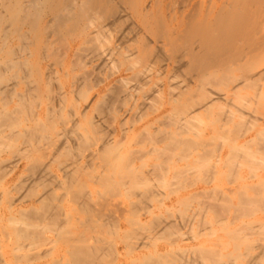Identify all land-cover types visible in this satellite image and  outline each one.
I'll return each instance as SVG.
<instances>
[{"label": "rangeland", "instance_id": "obj_1", "mask_svg": "<svg viewBox=\"0 0 264 264\" xmlns=\"http://www.w3.org/2000/svg\"><path fill=\"white\" fill-rule=\"evenodd\" d=\"M180 1L176 7L167 4L157 9L168 23L172 22L169 15L174 14H178L179 23L183 8ZM126 27L129 21L123 28ZM136 32L127 29L126 40H130L118 50L122 64H117L120 69H129L123 88H134L133 97L113 105L110 95L115 87L113 83L105 86L103 80L111 78L117 69L111 64H88L76 68L73 77L77 80L70 78L68 96L62 98L60 94L50 115L47 90L56 94L59 84L54 81L47 87L39 80L34 83L36 92L25 100L14 125L0 132L1 138L10 129L42 127L37 131L38 141L13 139L0 145V206L5 211L0 219V254L12 264L35 262L37 252L22 253L17 250L19 244L40 252L48 243L31 246L16 238L17 226L10 223L12 213L7 207L28 206L45 190H52L58 196L54 203L61 204L65 211L60 217L64 223L60 230L70 237L68 246L73 240L71 243L80 248L103 247L98 257L100 264H146L150 256L155 260L157 252L163 257L153 264H264V82L234 92L230 90L231 82L193 78L192 89L202 85L204 90L224 94L229 102L214 105L210 116L187 122L185 129L180 119L185 117L186 110L195 107L182 104L201 100L202 93L189 96L178 89L179 94L173 99L179 103L170 100L171 93L177 94V86L186 85L182 80L189 75L184 66L177 70L169 57H163V61L161 57L157 65L158 68L167 64V72L154 73L148 84L139 85L135 77L141 74L144 63L137 62L133 55L123 57L126 49L135 54L139 38V34L134 35ZM84 59L89 61L88 56ZM239 69L232 64L228 76H240ZM13 75L6 73L9 80H1L2 84L15 83ZM230 80L233 82L234 78ZM247 97H255L253 104L246 103ZM2 100L0 111L15 107L12 102L4 105ZM162 105L167 118L164 113L153 111L161 110ZM37 109L43 114L40 123L32 116ZM107 140L112 148L102 145ZM30 165L40 169L34 171ZM257 184V189L252 188ZM84 196L90 199V212L81 209ZM242 198L244 203L240 202ZM240 203L246 205L245 210L242 206L239 210ZM186 208L193 210L187 212ZM193 212L196 215L190 223ZM15 216L19 219L17 213ZM118 223L122 230H118ZM44 232L51 236V231ZM96 238L98 242L92 241ZM202 248L208 249L209 254L214 252L208 256L202 250L199 252ZM18 253H22L21 257L16 256Z\"/></svg>", "mask_w": 264, "mask_h": 264}, {"label": "bare ground", "instance_id": "obj_2", "mask_svg": "<svg viewBox=\"0 0 264 264\" xmlns=\"http://www.w3.org/2000/svg\"><path fill=\"white\" fill-rule=\"evenodd\" d=\"M167 4L168 7H176L178 0H0V77H2L0 79V98L3 99L1 102H5L4 105L12 102L15 106L12 109L2 108L0 111V132L3 131V128L14 125L17 116L24 108L25 100L33 97V92H36L34 83L39 80L40 83L48 87L51 82H58L56 94L47 90L50 103L47 115H50L54 111V103L56 100L58 101L57 98L60 97V94L62 98L68 96L67 84L70 78L76 79L73 77L76 68H84L88 64L95 66L111 64L117 69L111 78L103 80L105 86L113 83V87H115H110L112 89L110 101L113 105L133 97L131 92L134 88L131 91L123 88L127 81L124 75L129 69L118 68V65L122 64L118 59V50L130 40L129 38L126 40L127 29L133 32L137 30L135 36L139 34V38L136 40L137 46L134 48L135 54L126 49L128 51L123 56L126 59L133 55L137 62L144 63L143 70L140 71L141 74L135 77L139 85L148 84L149 76L151 77L154 73L160 75L167 72V64L158 68L157 65L161 57L162 61L163 57H169L173 58L177 70L184 66L189 75L188 78L182 80L186 85L177 86V94L171 93L170 100L179 103L178 99H173V96L177 97L179 94L178 89L184 92L183 95L192 96L195 92L202 93L201 100L186 103L188 98H185L186 100L183 101L185 103L181 102L182 105L191 104L195 107L188 109L189 111L186 110L185 117L180 119L181 125H184L185 129H187V122L199 121L202 116L208 114L210 116L214 105L229 102L224 94H219L214 90H204L202 85H198V89L195 88V90L197 89L195 91L192 89L194 87L190 86L193 84V78L199 81L207 79L208 82L223 80L231 82L233 85L230 86V90L234 92L256 87L264 82V54H262L264 52V0H181L180 4L183 8L180 10L179 23L178 14L169 15V20L172 22L168 23L158 12L159 7ZM128 21L129 27L123 28ZM87 56L89 61L85 62L84 58ZM46 60L53 61V63L42 64L41 61ZM232 64L238 65L241 70L240 76H231L234 78L233 82L227 73ZM219 71L222 72V75L218 74ZM210 72L213 74H209ZM6 73H13L16 79V82L11 86L1 82V80L5 82L9 80V77L4 76ZM81 79L79 77L78 81ZM78 81H73V83L76 84ZM255 95L258 96V94ZM96 97H99V92L96 93ZM254 99L255 97H247L246 103L253 104ZM105 101L106 98L104 104L107 103ZM107 101L109 102V100ZM227 107L230 108V105ZM150 108H154V106ZM234 110L237 111L235 107ZM153 111L164 113L163 117L167 118L168 116L163 105L161 110L154 109ZM230 113L233 114V111ZM32 116L39 123L42 121L41 110H34ZM181 125L179 127H182ZM40 129L42 127L39 125L32 130L21 128L20 131H15L10 129L7 136L0 138V145L13 139L38 141L37 131ZM161 133L166 134V131ZM178 139L177 143L179 144L180 139ZM102 145L112 148L109 140L103 142ZM189 145L191 143L187 144V146ZM31 167L34 171L40 169L35 166ZM16 168L18 169L19 165ZM262 181L264 182V180ZM71 182L68 184L71 185ZM256 187L258 184L255 187L252 186L257 189ZM52 192V190H45L34 203L28 206L20 204L14 208V205L11 204L7 207L9 213H12V215L9 214L10 223L14 227L17 226L16 238L29 242L31 246L40 244L42 241L48 243L47 247H44L40 252L34 249L30 250L31 248L23 243L19 244L17 250L28 255H34L37 252L35 254L37 259L31 264H71V262L72 264H100L98 257L103 248L101 242V249H93L95 246L80 248L74 245L75 242L71 243L73 240L68 246L70 237L60 230L64 224L60 222L62 219L60 217L65 215V211L61 204L54 203L58 196L55 197ZM73 193L80 194L81 191L73 190ZM255 198L254 200H256ZM249 199L248 201H250ZM257 200L259 202L258 198ZM262 200L259 204H262ZM88 201L90 199L86 196L81 198V209L82 207L88 209ZM241 201L243 202V198ZM246 201L245 204H247ZM243 203H240L239 210L242 207H244L243 210L246 209V205H242ZM213 206L216 208V205H211V207ZM91 207L89 205L90 209ZM187 208L188 212L191 208L189 210ZM3 210L0 206V219L5 216ZM93 211L92 209L91 213ZM16 213L19 215L20 222L15 216ZM191 215L188 221L190 223V218L196 214L193 212ZM128 221L129 219H127V224L130 223ZM158 221L156 220V223ZM172 225L174 227V223ZM40 226L44 227V230H41ZM117 228L122 230L121 223L117 224ZM46 230L51 231V236L48 237L45 234ZM93 240L96 242L97 238ZM61 244L65 246H61ZM199 252L209 254L208 249L204 248L199 249ZM212 252L214 251L211 250L209 255H212ZM22 253H18L16 256L21 257ZM159 254L157 252L155 260H152V256H150L151 258L146 259L145 263L153 264V261L162 259L163 256H160L162 254ZM100 260L103 263L102 256ZM0 264H12V262L0 254Z\"/></svg>", "mask_w": 264, "mask_h": 264}]
</instances>
